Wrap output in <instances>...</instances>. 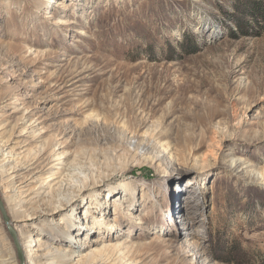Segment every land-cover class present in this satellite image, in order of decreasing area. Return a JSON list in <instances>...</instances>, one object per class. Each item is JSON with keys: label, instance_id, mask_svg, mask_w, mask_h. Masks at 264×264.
Wrapping results in <instances>:
<instances>
[{"label": "rangeland", "instance_id": "1", "mask_svg": "<svg viewBox=\"0 0 264 264\" xmlns=\"http://www.w3.org/2000/svg\"><path fill=\"white\" fill-rule=\"evenodd\" d=\"M0 140L48 259L264 264V0H0Z\"/></svg>", "mask_w": 264, "mask_h": 264}, {"label": "bare ground", "instance_id": "2", "mask_svg": "<svg viewBox=\"0 0 264 264\" xmlns=\"http://www.w3.org/2000/svg\"><path fill=\"white\" fill-rule=\"evenodd\" d=\"M1 142L2 141L0 140V144H1ZM3 146H5V143L3 144ZM230 165H231V167L234 166V168H237L239 164L237 165V163L235 161H233ZM75 171L76 170L72 166H66L63 168V171L59 174V178H58L59 181H58L57 185H55V186H57L56 190L60 191L61 189L68 186V188L66 190V193H67L66 196L67 197L65 200L58 201L56 203V206H54L52 209H50L49 212H53L57 209H61L66 204L67 205L70 204L74 200V198H76L77 196H80L81 193H83L85 191L86 187L84 184L87 183L86 182L87 178L80 179V178L73 177L76 173ZM54 174H58V173H54ZM256 176L260 177L259 182L264 180V175L262 172L256 174ZM95 184H96V182H93V185H95ZM70 189H72L73 191L70 192ZM20 204H21L20 202L17 204V207H19V209L17 211L18 212L17 217H16L18 219V222H20L19 220H22L23 214L25 212H27V210H24V207H21ZM35 214L37 215V213H35ZM10 225H11V223H10ZM11 227L14 230V232L16 233V230L13 228V226H11ZM28 232H29L28 230H24V231L16 234L18 244H19L20 248H22V250H23L22 254H24L23 255L24 264H59V262L63 258L69 257L66 255H64V256L59 255L61 253L60 251H57V253H58L57 257H53V258L49 257V259L47 257L48 254H39L38 249L43 247L42 242H41V240L36 239L37 237H34L35 240H33V239L29 240L30 236H29ZM10 239H11L12 244H13V240L11 237H10ZM33 241L37 242V243L36 244L32 243V245H29ZM13 246H14V244H13ZM14 249H15V247H14ZM15 251H16V249H15ZM16 255H17V252H16ZM94 256H95V253H94ZM91 257H93V254H89L88 258H90L91 260L95 259V258H91ZM17 259H18V262L20 264V260H19L18 255H17ZM18 262L15 260V257L12 256V254H10L8 256V258H6V255L1 254V252H0V264H10V263L18 264Z\"/></svg>", "mask_w": 264, "mask_h": 264}, {"label": "water", "instance_id": "3", "mask_svg": "<svg viewBox=\"0 0 264 264\" xmlns=\"http://www.w3.org/2000/svg\"><path fill=\"white\" fill-rule=\"evenodd\" d=\"M0 216H1L2 222L4 224L5 230L7 231L8 235L13 240V244H14V247L16 249L17 255L19 257L20 264H24V257H23L21 248L18 244L16 233L14 232V230L12 229V227L10 225V219L7 215L5 208H4V204L2 202L1 195H0Z\"/></svg>", "mask_w": 264, "mask_h": 264}]
</instances>
